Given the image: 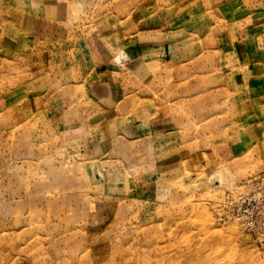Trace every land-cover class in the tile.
Segmentation results:
<instances>
[{
  "label": "rangeland",
  "instance_id": "obj_1",
  "mask_svg": "<svg viewBox=\"0 0 264 264\" xmlns=\"http://www.w3.org/2000/svg\"><path fill=\"white\" fill-rule=\"evenodd\" d=\"M263 175L264 0H0V264H264Z\"/></svg>",
  "mask_w": 264,
  "mask_h": 264
},
{
  "label": "built area",
  "instance_id": "obj_2",
  "mask_svg": "<svg viewBox=\"0 0 264 264\" xmlns=\"http://www.w3.org/2000/svg\"><path fill=\"white\" fill-rule=\"evenodd\" d=\"M257 180H260L261 181V184L263 185L264 184V175L262 176V177H259ZM257 180H255V181H257ZM260 189H262V188H260ZM240 199H243L242 197H240ZM249 202L251 201V200H249V199H247ZM253 200V199H252ZM243 203H245V201L243 200L242 201Z\"/></svg>",
  "mask_w": 264,
  "mask_h": 264
},
{
  "label": "crops",
  "instance_id": "obj_3",
  "mask_svg": "<svg viewBox=\"0 0 264 264\" xmlns=\"http://www.w3.org/2000/svg\"><path fill=\"white\" fill-rule=\"evenodd\" d=\"M31 5H33V6L35 5V6H37V2H35V4H32V3H31Z\"/></svg>",
  "mask_w": 264,
  "mask_h": 264
}]
</instances>
